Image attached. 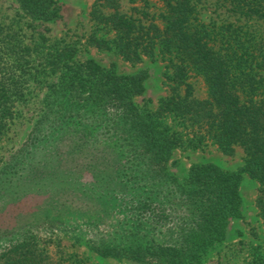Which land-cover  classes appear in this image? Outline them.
Returning a JSON list of instances; mask_svg holds the SVG:
<instances>
[{"label":"trees","instance_id":"trees-1","mask_svg":"<svg viewBox=\"0 0 264 264\" xmlns=\"http://www.w3.org/2000/svg\"><path fill=\"white\" fill-rule=\"evenodd\" d=\"M142 1L147 4L149 0ZM164 1L168 10V15L163 17L164 29L153 20L146 23L143 19L146 13H142V17L122 13L119 0H94L90 15L101 29L114 32L106 42L107 48H115L130 62L152 56L157 39L163 40V33L177 36L174 51H169L179 59L169 76L176 85L169 96L159 100L160 108L187 121L199 142L209 137L225 152L232 151L235 145L242 147L258 173L260 194L257 202L264 209V76L255 67L261 63L245 49L240 53L235 48L230 53L214 50L207 40H202L203 36L194 34L190 28L195 0ZM228 1L238 15L264 17V0ZM16 2L23 14L32 20L49 21L59 17L57 0ZM103 8L111 12L105 14ZM102 40L97 38L96 43ZM239 44L248 47L240 40ZM34 51L20 30L0 25V139L13 120L17 105L26 99L35 70ZM76 55L77 48L71 44H53L45 51L47 64L57 79L47 85L42 114L30 133L0 169V197L13 194L16 199L30 194V186L38 182L43 166L50 169L42 179L49 186L48 192L57 191L56 185L59 187L50 199L54 200L57 194L62 197L60 192L67 197L55 200L53 210L44 205L36 209V226L0 235L3 264H60V260H53L44 253L38 246V239L41 232L53 235L55 229L63 228L81 237L89 234L94 239L95 250L100 253L131 251L132 247L125 248L127 237L144 242L155 225L152 219H143L144 213L151 206H161L165 202L158 191L159 187L164 188L167 180L160 166L175 141L159 128L161 122L155 113H145L134 102V96L145 90L144 77L140 73L120 75L92 58L78 60ZM190 56L192 64L200 69L209 84L205 99L193 95L190 84H186L183 95L177 90L185 83L188 75L185 63L190 61ZM105 135L126 144L116 151L122 157L129 153L126 168H131L136 176L127 181V194H120L117 186L107 180L84 181L72 169L56 170L64 159L68 164H76L80 154L96 158L98 145L95 144ZM124 170H117L116 175L121 176ZM221 174L222 170L213 165L192 171V177L198 175V180H202L192 188V202L202 196V192L208 194L194 203L204 214L202 222L222 220L226 213H233L235 201L239 200L236 184L226 181V185L220 187L219 180L224 181ZM105 176L111 177L109 173ZM145 182L151 185V191L143 190ZM171 190L173 194L180 193L178 186ZM77 198H81V202L77 203ZM116 213H125L124 219L118 221V225H106L115 220ZM139 228L143 234H138ZM187 232L182 227L177 234L176 241L181 245L190 236ZM249 264H264V256H258Z\"/></svg>","mask_w":264,"mask_h":264},{"label":"rangeland","instance_id":"rangeland-1","mask_svg":"<svg viewBox=\"0 0 264 264\" xmlns=\"http://www.w3.org/2000/svg\"><path fill=\"white\" fill-rule=\"evenodd\" d=\"M93 2L94 0H57L59 17L43 21L32 20L24 15L16 0H0V25L20 30L25 41L35 48L32 55L35 70L30 78L26 99L17 105L16 114L0 139V169L30 133L42 114L47 85L57 79V75L47 64L45 51L51 49L53 44H71L77 48L78 60L92 58L117 74L140 73L144 77L145 90L134 96V102L145 113H155L157 120L161 122L159 128L175 141L168 157L160 166L167 177L164 188H158L162 199L165 197V202L161 206H151L144 213V220L149 218L155 223L145 238L146 242L134 240L132 236L127 237L125 248L132 247L131 251L100 253L95 250L94 239L89 234L81 237L69 228L55 229L53 235L41 232L38 246L53 260H60V264H249L258 256H264V209L257 202L260 181L243 148L235 145L232 151L225 152L212 143L213 140L209 137L199 142L187 121L160 108L159 100L169 96L176 85V81L169 76L179 59L174 56V52L169 51H174L177 36L165 32L161 42L157 39L152 56H143L140 62L127 61L115 48H107L109 44L106 42L113 37L114 32L101 29L91 18ZM119 3L122 13L137 17L146 13L143 16L146 23L153 20L164 29L163 17L168 15L164 0H149L147 4L142 0H119ZM195 3L190 28L194 34L203 36L202 40H207L208 46L221 53H230L233 48L240 53L245 49L261 63L255 67L264 76V17L238 15L232 10L228 0H195ZM103 11L108 14L111 9L103 8ZM97 38L103 40L96 43ZM239 40L248 47L238 46ZM191 59L192 56L185 63L188 67L185 83L180 84L177 90L183 95L186 84H190L193 95L205 99L209 94V84ZM95 145H98L95 150L96 158L80 154L74 162L76 164H68L64 159L66 162L63 161L56 170L72 169L84 181L107 180L117 186L115 187L120 194H127V181L136 176L131 168H126L129 166V153L126 152L122 157L116 151V148H125L126 144L106 138L105 135ZM65 146L63 148L66 150ZM208 165L222 170L221 179L224 178V181L218 179L220 187L226 185L227 181L228 184H236L239 192V200L233 206L235 209L232 211L231 207L228 208L233 213H226L217 222H202L204 214L200 212L201 209H197L199 205L194 204L208 196L207 193L202 192V196L196 198L194 203L190 198L194 193L192 188L202 181L198 180V175L192 177V171ZM43 167L40 168L43 171L38 182L35 181L37 183L30 186V194L16 199L13 194L0 197V235L18 228L36 226V209L44 205L53 210L55 200L60 201V194L53 196L54 200L50 199L59 187L56 185L57 191L48 192L49 186L42 179L50 169ZM121 168L125 170L121 176H117L116 171ZM105 173H109L111 177H106ZM150 186L145 182L142 188L147 192L152 190ZM174 186L179 187L178 195L171 190ZM60 193L61 200H64L67 194ZM80 199L77 198L76 202H81ZM124 217L125 213H116L115 220H110L106 225H118V221ZM182 227L184 231H189L187 233L190 236L181 245L176 238ZM85 228L89 229L88 226ZM140 229L137 230L138 234H143ZM222 234L223 237L220 236ZM118 248L121 250V247ZM0 264H3V259H0Z\"/></svg>","mask_w":264,"mask_h":264}]
</instances>
